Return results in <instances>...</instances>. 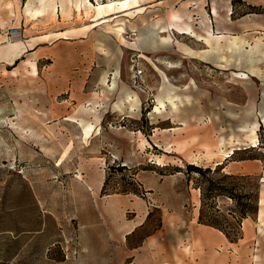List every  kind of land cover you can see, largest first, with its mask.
<instances>
[{
  "label": "rangeland",
  "instance_id": "rangeland-1",
  "mask_svg": "<svg viewBox=\"0 0 264 264\" xmlns=\"http://www.w3.org/2000/svg\"><path fill=\"white\" fill-rule=\"evenodd\" d=\"M66 1L41 5L39 0H0V41L92 27L62 49L71 65L70 78L86 83L84 104L61 106L65 92L54 99L45 88L36 93L28 72L23 95L0 97V264H65L59 261L81 229L72 218L76 213L112 195H129L146 204L170 202L171 187L177 197L180 187L195 190L202 222L225 230L234 244L244 234L250 238L238 264H264V224L257 220L258 202L264 199V0H229V15L226 0H91L98 8L121 1L133 5L102 24L78 15L73 5L78 0L62 12ZM51 2L55 10L48 7ZM213 3L222 27L212 16ZM39 10V16H30ZM172 13L193 33H158ZM202 22L214 36L223 37L214 53L192 36L204 34ZM8 28L18 29L19 35L6 39L2 32ZM86 37L92 44H83ZM232 37L243 45L230 52L227 38ZM169 39L172 45L164 46ZM186 48L197 55L184 54ZM202 54L225 67L205 61ZM19 61L29 66L33 57L25 54ZM49 63L51 58L43 60ZM115 67L120 79L108 90ZM251 69L259 70L253 74ZM137 71L141 75L135 76ZM127 93L139 97L137 116L113 110ZM169 93L189 97L176 113L174 101L165 106L160 100ZM88 101L96 103L98 121L92 112H84ZM218 144L222 156L192 164L202 145L216 152ZM189 165L201 173L190 171ZM87 186L98 192L90 194ZM176 199L172 204L180 202ZM250 210L252 214H244ZM143 227L133 234V243L160 227L158 210L150 212Z\"/></svg>",
  "mask_w": 264,
  "mask_h": 264
},
{
  "label": "crops",
  "instance_id": "crops-1",
  "mask_svg": "<svg viewBox=\"0 0 264 264\" xmlns=\"http://www.w3.org/2000/svg\"><path fill=\"white\" fill-rule=\"evenodd\" d=\"M225 3V9L229 15V0H226ZM127 4L128 2L121 1L102 5L101 8L94 7L87 18L91 23L102 24L107 17L131 9L133 5ZM218 12L217 5L213 3L212 16L216 19L217 26L222 27L224 22H222V18L220 19ZM228 15L224 21H228ZM201 25L204 34L192 36L196 37L197 41H203L214 53V46L217 47L219 39L223 37L214 36L213 29L211 26H206L205 22H202ZM90 29L92 27L84 26L79 30L72 28L59 32L52 31V35L35 36L24 41H0V97L4 94L23 95L27 91L29 79H31L34 82L36 93H42L45 88L50 93L49 96L54 99L57 94L65 92L66 98L61 106L70 102L84 104L87 98L84 92L86 83L82 84L70 78L71 65L66 52H63L62 49L72 46L74 36L89 32ZM115 31L119 38L122 28ZM52 37L55 40L51 44L47 43ZM90 39L91 37L82 41L83 44H92ZM172 42L169 39L168 44L164 46L169 47ZM239 45L241 46L243 43H240L237 38H227L226 49L228 51L232 52ZM182 51L187 55H197L187 48ZM25 54H30L33 57V62H28L29 66L20 65L19 60ZM200 57L220 68L225 67L216 60L213 62L214 57L211 55L202 54ZM47 58H51V63L43 64V60ZM26 72L30 74L29 79ZM111 75V86H105L107 75L103 76L101 81V85L108 90H113L120 79L118 67L114 68ZM124 98L123 102L113 106V110L120 114L131 111L137 116L140 107L137 94L127 93ZM175 99H180V101L177 102ZM188 99L189 97L186 95L171 93L160 97L165 106H167L166 104L171 105V100L177 104L178 108L174 113L179 110L180 105L188 102ZM87 103L89 106L84 112H92L95 115L96 103L91 101ZM162 112L164 113L161 111L156 114L162 115ZM94 118L98 121L97 115ZM186 146H196V144L187 143ZM201 148L203 152L198 157L191 158L192 164L197 162L199 157H214L220 151L219 144L216 152L208 145H202ZM86 190L90 194L98 192V189L90 186H87ZM145 190L149 192L147 194H152V189ZM170 190L172 194L168 198L171 201L161 202L159 205L155 202L146 204L144 200L132 198L129 195H112L102 202L90 203L86 210L84 209L82 213L78 212L72 217L81 229H78L75 244L66 248L63 262H59L65 264H238V259H242L244 256V245L250 238L248 237V239L244 234L237 245L230 243L218 230L198 222L200 199L195 190L188 188L183 190V187H180V191L176 190L179 197L175 195L174 188L171 187ZM183 193L184 198L181 199L180 195ZM176 198L180 202L174 205L172 203H175ZM154 209L158 210L160 227L145 235L139 242L133 243V234L144 228L146 219Z\"/></svg>",
  "mask_w": 264,
  "mask_h": 264
},
{
  "label": "bare ground",
  "instance_id": "bare-ground-1",
  "mask_svg": "<svg viewBox=\"0 0 264 264\" xmlns=\"http://www.w3.org/2000/svg\"><path fill=\"white\" fill-rule=\"evenodd\" d=\"M44 1L45 0H39L41 5L44 4ZM96 1L99 2L100 0H96ZM67 5H71V0H67L65 3H63V2L61 3L60 7H61V11L62 12L66 8ZM73 5H74L75 11L77 12L78 15H81L82 13H84V15L87 16V15H89L90 12H92L91 10L94 9V6L90 2V0H78ZM48 7L49 8L51 7L54 10L56 8L55 4L53 2L48 3ZM28 9H29V7H28ZM42 12H43V10H39V11H36L34 15H31L30 14L31 12H29V14H30V16H39L40 13H42ZM169 29L175 31L178 34L188 35V34H192L193 33L192 27L190 25H188V24L183 23L181 18H180V16L178 14H175V13H172L170 15L169 24L167 26H158L157 27L158 33H162V34L166 33V32H169ZM146 36H150V35H146ZM259 45H260V42H258L256 44V48H258ZM248 63L251 65L253 63V60L250 59V61H248ZM257 71H254V70L251 69V73H253V74H256ZM262 120H264V114H262ZM220 155L222 156L221 151H219V154L216 155V156H220ZM201 158L207 160V162L214 161V157H200V158H198V160L200 159V161H201L202 160ZM196 163L197 162H195L194 165ZM217 165H220V163H218ZM257 220H258L259 224H261V225L264 224V199H261L259 201V211H258V214H257ZM260 231H262V230H260Z\"/></svg>",
  "mask_w": 264,
  "mask_h": 264
},
{
  "label": "trees",
  "instance_id": "trees-1",
  "mask_svg": "<svg viewBox=\"0 0 264 264\" xmlns=\"http://www.w3.org/2000/svg\"><path fill=\"white\" fill-rule=\"evenodd\" d=\"M238 1H240V0H238ZM251 9H253L254 7H250ZM248 13H254L252 10L250 11V12H248ZM241 16H244V14H242ZM188 169L190 170V171H194V172H196V173H201V169H199V168H197V167H194V166H192V165H189L188 166ZM102 195H104V193H103V190H102ZM259 203V202H258ZM252 210V209H251ZM244 211V214H247V212H249V213H253V211ZM149 216H150V214H149ZM148 216V217H149ZM199 222L200 223H202V224H205V225H208V226H210V227H213L214 229H217V230H219L220 232H222L225 236H226V238L229 240V242L230 243H233V239H231V237L229 236V234L227 233V232H225V230H223V229H221L220 227H218L216 224H214V223H204V222H202V216L200 215V217H199Z\"/></svg>",
  "mask_w": 264,
  "mask_h": 264
},
{
  "label": "built area",
  "instance_id": "built-area-1",
  "mask_svg": "<svg viewBox=\"0 0 264 264\" xmlns=\"http://www.w3.org/2000/svg\"><path fill=\"white\" fill-rule=\"evenodd\" d=\"M2 35L3 37H5L6 39H12L14 37H17L19 35V32H18V29L16 28H8V29H5L3 32H2ZM141 75V72L140 71H137L135 73V76H139Z\"/></svg>",
  "mask_w": 264,
  "mask_h": 264
}]
</instances>
